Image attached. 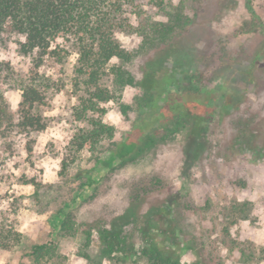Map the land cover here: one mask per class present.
I'll use <instances>...</instances> for the list:
<instances>
[{"label":"rangeland","instance_id":"1","mask_svg":"<svg viewBox=\"0 0 264 264\" xmlns=\"http://www.w3.org/2000/svg\"><path fill=\"white\" fill-rule=\"evenodd\" d=\"M247 1L165 0L159 11L138 0L137 7H127L134 27L115 35L130 52L143 45L134 10L143 8L146 18L168 21L180 13L186 19L180 35L161 46L170 43L163 51L167 61L151 62L149 51L126 62L112 59V66L131 75L122 81L116 71L103 73L101 82L114 97L93 114L113 128V136L94 148L77 151L70 143L90 127L74 115L87 96L75 69L76 49L70 47L62 63L45 59L40 70L52 80L48 103L38 110L45 129L15 127L0 137V264H144L139 254L154 234L178 264H264V0H250L260 17L254 26ZM0 61L27 76L32 57L0 42ZM156 65L165 81L172 69L189 70L200 74L195 83L203 88L224 86L229 108L220 110L221 97L200 126L168 114L145 129L154 111L138 83ZM176 82L186 80L178 74ZM0 92L17 116L22 91L4 76ZM161 98L163 114L187 108ZM240 120L254 121L256 157L236 149ZM125 140L124 150L139 147L112 165L99 162ZM94 167L102 176L90 187ZM36 245L46 247L35 253Z\"/></svg>","mask_w":264,"mask_h":264},{"label":"trees","instance_id":"2","mask_svg":"<svg viewBox=\"0 0 264 264\" xmlns=\"http://www.w3.org/2000/svg\"><path fill=\"white\" fill-rule=\"evenodd\" d=\"M147 4H151L159 11L165 10L166 5L165 0H148ZM131 6L137 7L138 0H0V42L11 43L18 53L32 57L27 76L16 74L10 63L0 61V81L5 76L22 91L17 116L11 112L4 93L0 92V137L7 135L15 127L27 133L41 132L45 129L43 117L38 110L40 106L48 103L45 90L50 87L52 80L40 69L46 58H56L58 62H64L70 53V47L77 51L75 69L87 93L79 105L75 106L74 115L78 120L88 119L90 125L89 128H82L74 134L71 146L81 151L94 148L104 138L112 137L113 128L93 114L100 109L103 102L114 97L112 90L101 82L103 73L107 69L116 71V75L125 81L130 77V72L121 71L120 66V68L112 66V59L119 58L126 62L134 59L135 55L147 51L148 55L152 53L151 62L158 58L167 61L169 54L164 56L163 51L170 47V43L164 48L161 46L176 35H180L177 29L186 19V16L180 13L170 14L168 21L146 18L143 8L134 10L133 15L138 18L139 25L142 24L139 33L143 45L140 51L130 52L123 47L115 34L117 29L134 27L132 18L125 15L127 7ZM247 7L254 26L260 17L250 0L247 1ZM143 19L145 21H141ZM158 70L160 68L156 65L152 75L148 72L147 79L138 83L143 89L141 99L148 101L147 105L153 107L154 111L151 118L143 122L145 129L158 124L167 118L168 114L182 115L193 120L196 126H200L207 118V120L212 118L216 112V102L221 97L224 99V106L220 110L224 112L226 107L229 108L228 94L224 86L203 88L195 83L200 74L189 70L175 73L172 69V73L169 74L171 80L165 81L164 77L157 74ZM178 74L182 80H186L185 84L176 82ZM162 95L163 102L168 104H172L173 101L184 102L187 108L174 110L170 106L171 109L165 114L159 112L158 102ZM238 124L240 133L236 142L239 146L236 149L242 151L247 149L256 157L259 145L254 136L252 125L254 121L241 123L240 120ZM204 128L209 130V125ZM126 143L127 140L121 142L115 149H110L109 158L99 162L105 166L112 165L115 161L125 159L126 154L139 147L137 143L135 147L124 150ZM122 147L124 151L122 155H116V150ZM98 171L97 167L88 171L86 185L93 187L97 184V178L102 176V169L99 174ZM157 236L151 235L149 244L140 251L139 256L145 261L144 264H178V258L171 247L157 242L155 239ZM45 247L46 245H36L34 252L39 253V250Z\"/></svg>","mask_w":264,"mask_h":264}]
</instances>
